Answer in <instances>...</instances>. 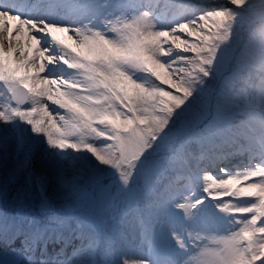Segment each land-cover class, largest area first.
I'll return each instance as SVG.
<instances>
[{"label":"snow or ice","instance_id":"obj_1","mask_svg":"<svg viewBox=\"0 0 264 264\" xmlns=\"http://www.w3.org/2000/svg\"><path fill=\"white\" fill-rule=\"evenodd\" d=\"M0 264H264V0H0Z\"/></svg>","mask_w":264,"mask_h":264}]
</instances>
